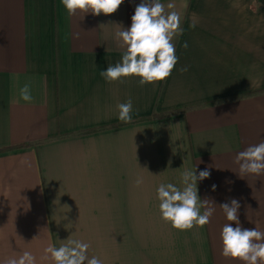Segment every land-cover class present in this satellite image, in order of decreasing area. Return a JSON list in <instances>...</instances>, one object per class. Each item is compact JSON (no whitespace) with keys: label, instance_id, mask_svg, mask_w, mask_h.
<instances>
[{"label":"crops","instance_id":"0c3cea01","mask_svg":"<svg viewBox=\"0 0 264 264\" xmlns=\"http://www.w3.org/2000/svg\"><path fill=\"white\" fill-rule=\"evenodd\" d=\"M140 2L69 16L61 0H0V264L23 251L54 264L44 249L68 238L103 264H242L221 255L231 199L243 228L264 231V174L234 163L264 141V0H161L184 29L171 76L108 83L99 72L121 60L115 33ZM26 82L34 102H17ZM194 168L210 171L197 187L215 212L179 231L156 190Z\"/></svg>","mask_w":264,"mask_h":264},{"label":"clouds","instance_id":"9594fccd","mask_svg":"<svg viewBox=\"0 0 264 264\" xmlns=\"http://www.w3.org/2000/svg\"><path fill=\"white\" fill-rule=\"evenodd\" d=\"M123 3L124 0H61L69 16H74L77 12L91 13L94 16L111 15ZM174 7L172 3L165 6L161 0H141L131 17V26L127 29L120 27L115 33V39L123 49L121 60L114 65L109 64L99 75L108 83H124V78L138 77L140 86L155 85L170 77L178 62L174 41L184 33L182 17ZM183 47L187 48L186 42ZM180 71L183 73L187 68L182 67ZM19 100L34 102L30 82L19 87L17 102ZM117 109L119 121L132 122L131 98L119 103ZM234 163L239 166L241 178L248 174H264V141L240 151ZM209 177L210 171L207 169L200 171L198 175L195 168L185 169L180 177L182 187L173 183H161L156 190L161 219L179 231L204 227L210 223L215 208L208 199L200 198L197 187L198 181ZM142 183V178L135 181L137 187ZM215 188L212 185L213 191ZM219 207L228 221L220 232L221 255L242 264H264V231L256 227L247 229L240 225L238 209L241 205L236 199H231L230 203H223ZM232 222H235V227ZM89 247L86 242L68 238L59 247H46L41 259H51L54 264H103L97 256L89 257ZM4 264H36V257L30 251H23L18 256L7 258Z\"/></svg>","mask_w":264,"mask_h":264},{"label":"trees","instance_id":"16d2710c","mask_svg":"<svg viewBox=\"0 0 264 264\" xmlns=\"http://www.w3.org/2000/svg\"><path fill=\"white\" fill-rule=\"evenodd\" d=\"M28 146H30V145H23V146H21V148H22V147H23V148H24V147H28Z\"/></svg>","mask_w":264,"mask_h":264}]
</instances>
